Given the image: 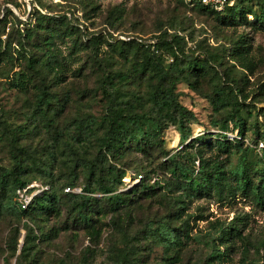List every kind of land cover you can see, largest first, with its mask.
Instances as JSON below:
<instances>
[{"label":"rangeland","instance_id":"obj_1","mask_svg":"<svg viewBox=\"0 0 264 264\" xmlns=\"http://www.w3.org/2000/svg\"><path fill=\"white\" fill-rule=\"evenodd\" d=\"M258 1L247 2L258 10ZM42 3L43 12L47 10L67 18L44 21L21 46V34L36 4L32 0H0V38L4 44L11 43L13 52V60L0 55V120L7 118L9 123L26 130L20 139L24 153L52 168L58 194H62L61 188L77 164L74 191L84 187L86 179L81 166L95 157L104 117L112 105L124 106L130 100L138 105L140 112L149 108V76L132 75L133 54L141 47L131 41L135 47L131 52L124 51L129 49L124 42L132 39L154 43L166 30L169 39L175 34L185 38L181 48L187 55L207 56L216 66L218 75L208 74L198 82L193 79L194 86L177 84L179 100L196 116L188 131L192 136L223 131L217 124L225 118L228 108L214 110L210 98L214 84L219 81L226 90L231 87L241 94L246 107L243 115L251 123L246 135L254 137L253 128L257 124L264 130V26L254 17L224 25L208 12L188 10L181 0H42ZM226 11L238 14V7ZM52 34L54 53L64 70H48L39 64L38 73L31 71L23 52L35 51L34 56L39 58L43 54L33 50L30 40L44 42ZM244 44L253 72L246 71L237 58L239 50L235 46ZM157 53L163 55L164 64L172 62L167 50L162 48ZM30 75L34 83L27 91L12 87L6 78L32 82ZM41 91L55 96L45 120L36 113ZM88 120L92 129L80 143L75 134L80 122ZM160 136L165 151L169 152L167 157L183 150L185 142L175 124H169ZM7 140H0V167H10L14 162L16 150L11 152L4 143ZM51 144L55 146L54 155ZM161 155L159 149L130 148L122 160L131 168H125L128 171L118 190L130 189L137 182L136 172H141L140 167L156 169L151 182L157 181V177L167 181L170 175L159 165L163 162ZM205 156H219L226 171L234 170L242 160L250 161L253 166L259 158L255 153L237 149L227 157L215 148L206 150ZM250 175L251 184L256 187L262 175L254 170ZM230 180L237 183L235 178ZM36 189L32 187L31 194ZM226 190L222 194L213 190L193 196L186 201L182 216L177 217L173 195L163 188L140 197L131 209L114 214L115 223H110L113 213L109 207L99 209L94 214L93 226L84 228L71 215L72 204L65 201L56 205L54 211L41 212L35 219L20 218L11 209L9 189L0 187V264H264V204L257 200L251 188L247 196L239 191L235 198H227ZM162 218L170 220L184 235L180 245L168 250L149 230L150 223ZM31 229V235L41 239L35 241L28 261L17 262L19 251L11 255L13 245L17 240L20 250ZM218 254L224 255L223 258L212 260V255Z\"/></svg>","mask_w":264,"mask_h":264},{"label":"trees","instance_id":"obj_2","mask_svg":"<svg viewBox=\"0 0 264 264\" xmlns=\"http://www.w3.org/2000/svg\"><path fill=\"white\" fill-rule=\"evenodd\" d=\"M188 10H200L208 12L215 16L220 24H238L242 20H247L248 16L255 18L257 22L264 26V0L257 2L258 10L249 5V0H236L233 5H225L221 10L214 9L210 6H204L197 0H181ZM36 4L34 11L31 13L30 22L26 23L24 32L19 44L23 46L22 41L31 39L33 32L42 25L44 21L59 20L63 21L66 16H57L50 14L49 11L43 12L42 0H32ZM238 7V14L231 11H226ZM61 18V19H57ZM80 28L79 24H76ZM77 28V30H79ZM81 31L82 28L80 29ZM168 32L162 31L160 36L156 38L154 43H144L142 39H132L125 44L129 49L124 51L131 52L136 43L140 46L139 52H134L132 75L149 76V91L148 102L149 108L144 112H140L134 103L127 100L124 106L114 107L111 101V107L104 117V128L100 137L99 149L92 160H85L81 166L82 173L86 179L85 185L81 191H74L76 179L78 178L77 167L74 166L71 178L61 188L62 194H58L54 187V179L52 168L49 169L48 164L43 165L36 158L27 157L25 147L20 142L21 136L25 129L17 128V125L6 120H0V140L10 146L11 152L14 153V162L12 166L0 167V187L7 188L10 191V200L13 203L12 210H15L20 218L30 220L41 212H52L56 205L61 201L71 203V215H74L75 221L83 225L84 228L92 227L94 214L102 208L109 207L113 216L110 218V223H115L117 217L114 214L120 213L123 210L131 209L142 196H147L149 193H157L158 190L167 188L171 191L172 203L175 210V216L181 217L186 210V201L195 195L210 193L213 190L220 194L227 193V198H235L239 191H242L247 196L248 190L251 188L253 195L257 200L264 204V130L262 131L257 124L254 127L256 135L254 137L247 136L250 122L244 117L243 110L246 108L241 99V94L228 87L226 90L225 84L221 81L216 82L213 87V95L210 96L214 110L228 108L227 115L217 124L223 131L200 134L192 136L188 133L190 124L196 119L195 113L188 109L187 106L179 100V93L176 91L179 82L187 83L194 86L193 79L198 82L200 78L208 74L218 75L216 66L207 56L187 55L181 48V43L185 42V38L175 34L169 39ZM52 34L46 38L44 42L30 40L33 43V50L42 52L39 58L35 55V51L25 50L23 53L28 60V65L31 71L38 73L39 64L48 70L60 71L64 70L63 64L60 63L58 55L54 53ZM29 41V42H30ZM153 42V41H152ZM18 44V45H19ZM0 55L3 58L13 60V52L11 43L4 42L0 38ZM239 50L237 54L238 60L246 71L253 72L251 60L248 58V48L244 45H236ZM167 50L172 55V62L169 64L163 63V55L159 50ZM30 79L15 78L6 76L10 84L20 89L27 91L33 83ZM221 82V83H220ZM29 83H31L29 85ZM110 96V94H109ZM54 95L47 91H41L36 100V113L45 120L48 119L50 111L53 108ZM169 124H175L184 139L185 145L183 150L172 153L167 157L169 152L164 149V139L161 138V133ZM79 130L75 134V139L82 142L88 131L92 129V122L88 120L86 123L80 122ZM62 137V134H60ZM209 137V139H207ZM247 138V140H245ZM57 140V139H56ZM55 146L51 144L54 155ZM130 148H136L141 151L159 149L162 152L160 158L163 162L159 163L161 169L166 170L170 175L167 181H162L157 177V181L151 182L155 175L156 169L140 167L141 172L137 173V182L125 191L118 190V184L122 182V178L131 168L122 159ZM218 149L219 152H225L227 157L230 156L233 150H242L244 153H255L258 155L257 163L253 166L248 160H242L234 170L226 171L219 156L207 157L205 152L208 149ZM152 154L149 153V156ZM252 163V162H251ZM261 165L260 167L258 165ZM136 169V168H134ZM254 170L256 173H261L262 179L256 187L252 186L250 172ZM48 177V178H47ZM231 177L237 180L236 184L231 182ZM43 179V180H42ZM47 179V180H44ZM34 181L40 182L48 188L38 191L32 195L30 202L23 207L18 200L17 191L27 189ZM95 184V186H93ZM70 188L69 191L66 189ZM28 193H32L30 188ZM96 193H100L97 195ZM135 206V205H134ZM27 223V222H26ZM24 223V224H26ZM149 227L150 234L157 237L163 247L168 250L180 245L183 241V233L173 227L170 220L159 219ZM28 226V223L26 224ZM31 231L27 232L25 240L20 247L16 240L12 248L11 255H16L17 262L23 260L28 261L33 253L35 241L41 239L36 235H31ZM224 255H212V260L223 258ZM123 258V256H122ZM123 261V260H122ZM210 264H216L211 262Z\"/></svg>","mask_w":264,"mask_h":264},{"label":"built area","instance_id":"obj_3","mask_svg":"<svg viewBox=\"0 0 264 264\" xmlns=\"http://www.w3.org/2000/svg\"><path fill=\"white\" fill-rule=\"evenodd\" d=\"M54 1H57V0H54ZM197 1L204 6H210V7H213L214 9L221 10L227 4L233 5L236 0H197ZM35 186L37 187V189L35 190L36 191L35 193H37L40 190L48 188L47 186H43L42 184H38V183H32L28 186V188L31 189L32 187H35ZM27 189L26 188L23 190L19 189L17 191L18 200L22 204L23 207H26V205L30 202L32 195L35 194L34 192L33 194L30 193L31 196H29ZM66 190L69 191L70 188H67Z\"/></svg>","mask_w":264,"mask_h":264}]
</instances>
